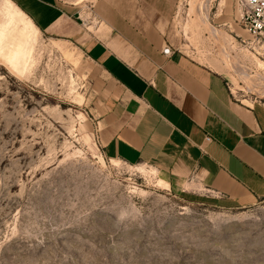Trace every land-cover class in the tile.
<instances>
[{
	"label": "rangeland",
	"instance_id": "1",
	"mask_svg": "<svg viewBox=\"0 0 264 264\" xmlns=\"http://www.w3.org/2000/svg\"><path fill=\"white\" fill-rule=\"evenodd\" d=\"M102 1L84 0L85 30ZM129 1L164 17L176 46L245 103L264 101V44L238 24L236 0ZM90 70L73 44L2 0L0 264H264V200L222 209L150 166L101 155Z\"/></svg>",
	"mask_w": 264,
	"mask_h": 264
},
{
	"label": "crops",
	"instance_id": "2",
	"mask_svg": "<svg viewBox=\"0 0 264 264\" xmlns=\"http://www.w3.org/2000/svg\"><path fill=\"white\" fill-rule=\"evenodd\" d=\"M9 1L90 64L104 158L150 166L222 209L264 200V101L236 102L224 75L176 46L164 17L129 0H103L85 30V2Z\"/></svg>",
	"mask_w": 264,
	"mask_h": 264
},
{
	"label": "built area",
	"instance_id": "3",
	"mask_svg": "<svg viewBox=\"0 0 264 264\" xmlns=\"http://www.w3.org/2000/svg\"><path fill=\"white\" fill-rule=\"evenodd\" d=\"M238 8V24L253 38V43L264 44V0H236ZM231 96L236 102L242 103L232 86L227 82ZM253 94V92H250ZM240 97H245L241 95ZM252 103H257L261 98L250 97ZM210 141V139H207Z\"/></svg>",
	"mask_w": 264,
	"mask_h": 264
},
{
	"label": "bare ground",
	"instance_id": "4",
	"mask_svg": "<svg viewBox=\"0 0 264 264\" xmlns=\"http://www.w3.org/2000/svg\"><path fill=\"white\" fill-rule=\"evenodd\" d=\"M1 2H2V0H0V4H1ZM84 2V0H77L76 2H75V4H81V3H83ZM204 4V3H203ZM203 8V9H202ZM201 8V10L199 11L200 12V18H201V20L204 22V23H208L207 22V11H206V9H204V7H202ZM17 12H15V14H16ZM8 26H9V23H6V24H4V25H2V28H3V30H6L7 28H8ZM26 40V36L19 42V44H17L15 47H14V49H13V52L11 53V55H10V59L12 58V57H15V56H18V55H23V53H24V48H23V46H22V43L24 42ZM259 55H261V54H259ZM69 57V56H68ZM71 57V56H70ZM74 83V79L72 78V84ZM74 87V86H73ZM250 92H253L252 90H249ZM112 161H114L115 162V160H112Z\"/></svg>",
	"mask_w": 264,
	"mask_h": 264
}]
</instances>
